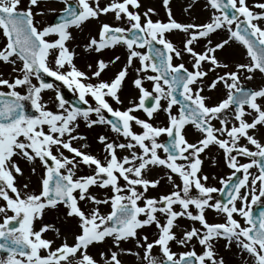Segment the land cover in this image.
I'll return each mask as SVG.
<instances>
[{
  "label": "snow or ice",
  "instance_id": "snow-or-ice-1",
  "mask_svg": "<svg viewBox=\"0 0 264 264\" xmlns=\"http://www.w3.org/2000/svg\"><path fill=\"white\" fill-rule=\"evenodd\" d=\"M21 2L0 0V35L4 38L0 62L18 73L11 80L0 73V86L8 89L0 90V250L6 253L0 256V264H124L121 254L133 255L142 264H225L215 247L221 239L226 250L235 246L246 253L250 257L246 264H264V208L258 216L252 208L264 197V143L256 135L258 126L264 127V104L259 102L264 100V87L251 89L241 81V75L251 80L256 71L264 74V0H254L251 6L247 0H206L205 8L212 9L206 23L177 21L170 0H161L167 18L155 20L153 16L159 15L155 8L139 11L141 0H107L103 5L101 0H62L65 6L58 22L42 27L37 26L41 22L35 16L43 10L33 11L34 7L39 9V0H28L23 8ZM192 7L188 4L184 10ZM107 14L117 23L101 22L98 38L92 36L83 45L86 51L96 53L118 46L125 49L126 62L112 78L103 80L104 70L121 57L98 59L89 75L76 67V53L67 42L73 39L71 28ZM217 30L226 31L227 38L213 43L210 34ZM174 31L183 33L181 47L169 39ZM201 38L206 45L197 51L194 45ZM230 41L244 47L248 60L235 63V70L218 73L229 65L216 52ZM185 55L191 70L182 62ZM137 60L132 85L138 97L126 108H114L108 98L123 104L119 92ZM209 72L216 73L210 80ZM45 74L77 91L79 101L88 107L67 106L69 102L57 89V110L48 108L41 93L54 86L45 80ZM33 78L38 83L34 84ZM93 78L96 83L90 82ZM145 81L151 82V91L144 86ZM219 84L227 95L209 104L210 97L203 92L215 90ZM18 86H25L26 92L17 91ZM25 102L33 112L27 110ZM177 104L179 111L173 113ZM137 110H143L148 119L134 115ZM158 111L166 114L167 126L149 122ZM248 116L252 119H246ZM78 118L89 128L106 125L123 140L99 134L103 159L84 151L86 143L74 146L75 141L87 139L77 131ZM189 124L200 133L194 143L184 133ZM133 125L142 131H134ZM161 134L167 135V143L158 141ZM242 139L247 143L241 144ZM211 145L223 151L227 166L234 169L228 179L220 178L221 188L208 185V176L200 174L201 154ZM118 150L126 154L119 155ZM237 156L248 160L240 163ZM21 162L27 163L34 175L37 167L42 169L36 189H30L28 182H17L18 176H24ZM80 165L90 173L77 175ZM156 167L167 169L164 175L173 190L148 196L149 188L161 183L160 178L148 176ZM253 167L258 174L249 171ZM241 171L242 178L230 183ZM93 186L111 194L99 198L90 190ZM216 192L226 193V197H214ZM80 201L90 203V210L86 212ZM101 205H109L110 211L101 212ZM61 207L71 243L59 227L43 222L47 210ZM208 210L222 216L223 222H209ZM178 218L198 222L200 227H184ZM152 226L156 232L150 240L142 230ZM175 228L180 229V235ZM49 231L61 239L59 245L53 247L55 241L46 237ZM108 241L111 244L99 252V260L88 251L90 246ZM128 241H134L135 247H121ZM193 241L201 246L200 252L190 247ZM172 242L188 250L173 251ZM155 247L160 257L152 254Z\"/></svg>",
  "mask_w": 264,
  "mask_h": 264
},
{
  "label": "rangeland",
  "instance_id": "rangeland-1",
  "mask_svg": "<svg viewBox=\"0 0 264 264\" xmlns=\"http://www.w3.org/2000/svg\"><path fill=\"white\" fill-rule=\"evenodd\" d=\"M107 0H101V5L106 3ZM249 6H251L254 3V0H247ZM28 3V0H22L20 7H25ZM142 7L139 9V11L143 12L146 7H153L156 9V11L159 13L158 16H153V19H166V13L163 8V5L161 3V0H141ZM188 4H192L193 7L189 9L187 12L184 10ZM206 0H170V6L173 12L174 18L179 22L189 23L194 22L196 23H206L211 17L212 9L205 8ZM64 4L62 0H39V9L33 8L34 12L39 11L40 9L43 10L42 15H36L35 20L40 21L41 24H38V27H42L43 25L50 24L53 17L60 13V10L64 8ZM101 22H109V23H117L112 14L107 15H101L99 20L96 19H90L87 22L83 23L80 28H71L70 31L72 32L73 39L69 40L67 42V46L70 50H73L76 55L74 56V63L76 67L89 75H91V71L95 69L96 67V61L98 59H104L105 61L111 60L113 56L119 55L121 57L120 61H118L115 64H110L107 69L104 70L102 73L100 79L108 80L113 77V75L121 68V66L126 62L125 59V49L123 47H116V48H107L102 50L100 53L92 52V51H86L83 47L85 45L89 38L92 36H97L99 26ZM123 24L124 22H119ZM264 23V22H262ZM98 38V36H97ZM182 38L183 33L181 32H172L169 34V39H171L178 47L182 46ZM227 38V33L224 30H217L215 33L210 34V39L213 43H216L222 39ZM4 43V38L2 35H0V46H2ZM206 45L205 39L201 38L194 46L197 51L203 50V48ZM147 49H141V51H146ZM216 55L218 58L228 63L229 67L227 69L220 68L217 70L218 73H223L224 71H231L235 70V63L237 62H247L248 58L245 55V49L244 47L235 41H230L229 45H227L223 50H218L216 52ZM51 62V58H50ZM175 63L181 62L180 60H174ZM185 63V66L188 67L191 70V63L189 62V58L187 55L184 56L183 61ZM92 64L93 68L89 69L88 65ZM19 66V65H18ZM54 66V65H53ZM139 66L138 60L134 62V65L129 68L128 76L123 82L122 88L119 92L120 98L123 101V104L117 105L114 101L111 100L109 97V102L112 103L113 107H120V108H126L129 106V101L134 100L138 97V92L132 85V80L134 79L136 73H135V67ZM11 65L5 64L0 62V73L3 74V78L12 79L18 73H13L11 71ZM205 67H208V65H205ZM66 70V69H65ZM216 73L209 72V75L207 77L208 80L212 79ZM241 81L244 85H248L253 89H258L260 87H264V74H261L259 71H256L253 73V79L248 80L244 78V75H241ZM90 82L96 83V78H93ZM33 83L36 84L38 81L33 78ZM144 86L148 88L149 91H151V82L145 81ZM59 90L58 86H54L52 89H45L42 91V100L44 102H47V107L52 110L56 109V103H55V97H56V91ZM0 90H3L5 92L8 91V89L5 86H0ZM17 91H20L22 94L26 92L25 86H18L16 89ZM77 95L78 92L74 91ZM203 95L206 97H210L208 100L209 104H213L218 102L220 99H223L227 95V90L223 86V84H219L215 90L209 91L207 89L204 90ZM87 99L90 101V103L95 106V102L92 100V98L89 96ZM138 102V101H137ZM260 103L264 104V100H260ZM29 103V102H28ZM162 103L166 104V101H162ZM69 106V105H67ZM173 113H178L179 111V105H173L172 109ZM108 113H105V115ZM134 115L142 118V119H148L146 114L143 112V110H137L133 113ZM92 118H96L95 114H92ZM246 119L251 120L252 117L248 116ZM153 125L158 126H167V116L163 111H158L154 114L153 118L149 121ZM79 128L77 129L78 132L85 135L87 137L86 141H75L74 146L79 147L82 144H87L88 147L84 149V151L90 152L94 155H97L101 159L104 157V152L102 150V146L97 142V136L99 134H104L109 136L112 139H116L118 142L123 140V137H117V134L112 132L110 128L106 125H96L91 128L86 127L85 122L82 118H78ZM216 127H219L218 121H213ZM133 130L140 132L142 129L139 126L133 125ZM184 133L186 135V138L189 140V142H195L198 138H200V133L194 129V127L189 124L185 126ZM256 135L258 138H261V142L264 143V127L258 126V130L256 131ZM159 142H163L165 139H167L166 134H161L160 137L157 138ZM241 144L247 143L246 140L242 139L240 141ZM250 148H253L252 145H248ZM138 150V149H137ZM66 155H71L67 151H65ZM119 155H124L126 152H121L118 150ZM159 154L161 156H164L165 153L163 150H159ZM202 159V165H201V175H207L208 180L207 184L211 186H215L216 188H221L223 185L220 183V178L223 177L224 179H228L229 175L234 171V169H230L227 166V162L225 161L223 151L219 149L215 145L209 146L205 150L204 153L201 154ZM237 159L240 163L247 162V157H241L237 156ZM21 166L24 168V176L23 177H17V182L19 184H23L28 182L30 189H35L32 187L31 184H33V178L35 177L37 179L38 183V175L42 171L40 167H37V174H32L30 171V166L25 163L21 162ZM167 169L163 167H156L151 170L150 173H148L149 178L156 179L160 178L161 183L156 188H149L146 195L148 196H156L158 197L160 194H166L173 190L172 184L167 180L165 177V172ZM253 174H258V170L253 167L250 169ZM90 170L84 166L80 165L79 171L77 172V175H86L89 174ZM176 180V183H180L178 177H174ZM121 183L123 181L121 180ZM94 194H96L99 198H104L105 193L108 195L111 194L110 190L108 189H101L98 187L93 186L90 189ZM244 191V189H242ZM193 194H195V189H193ZM214 197L219 198V192L212 194ZM250 199V197H249ZM0 203H3V201H0ZM239 203V202H238ZM262 205L264 204V197H261L260 201L256 204L252 205V208H254L256 205ZM80 206L87 212L90 210L92 205L90 203H86L85 201H80ZM100 210L103 213H107L110 211L109 205H101ZM176 210H179V206H176ZM191 210L195 211L194 208ZM64 209L61 207L59 210H52L49 209L45 212V215L43 217L44 223H52L56 227H59L61 229V232L64 235H67L69 243L72 242V235L71 231L67 227L68 222L64 220ZM11 214V213H9ZM206 217L209 222H223L222 216H217L213 211L208 210L206 212ZM161 219H163L161 217ZM236 219L241 220V223H243V220L240 216H236ZM178 222L180 225L190 228L192 226H195L197 228L200 227L198 222L191 221L187 218H178ZM37 223H40L39 221ZM174 231H176L177 235H180V229L175 228ZM155 226L152 227H146L142 230V234H147L149 239L155 238ZM46 237L49 239H53L55 241L53 247L59 245L61 243V239L56 238V234L52 231H49L46 233ZM225 241L223 239L215 242V247L220 256L224 257L225 264H246V261H250V257H247L246 253H241L239 249L235 248V246L232 247L231 250H226L224 248ZM111 244V241H108L106 244H96L94 246H90L89 252L92 254L97 260L100 259L99 252L106 250L108 246ZM121 247L123 248H134L135 244L134 241H128L123 242ZM171 247L173 251L180 252V251H186L188 250L182 245H178L175 242L171 243ZM190 247H195L197 252H200L202 250L201 246L193 241V244L190 245ZM141 251V255L142 250ZM152 254L154 256L160 257L159 248L155 247L153 249ZM122 261L124 264H142L140 260L137 259V257L133 255L128 254H121Z\"/></svg>",
  "mask_w": 264,
  "mask_h": 264
},
{
  "label": "water",
  "instance_id": "water-1",
  "mask_svg": "<svg viewBox=\"0 0 264 264\" xmlns=\"http://www.w3.org/2000/svg\"><path fill=\"white\" fill-rule=\"evenodd\" d=\"M58 18H59V15H57L55 18H54V23L58 22ZM45 80L47 82H51L52 84L53 83H57V84H60L59 81L55 80L54 77H48L44 76ZM62 90H61V95L65 98L66 101H68L70 103L71 106H78V107H81V108H86L88 107V105H85L83 104L81 101H79V98L77 96L74 95V93L71 91V89L67 86V85H64L62 84ZM248 87V86H247ZM250 88V87H248ZM177 97L178 99H180L179 97V94L177 93ZM26 103V108L29 112H33V110L30 108V104H28L27 102ZM150 106V104L148 105ZM111 119H114L113 117H109ZM167 143V142H166ZM241 172H239L238 174H236L233 179L230 181V183H234L236 182L237 180L241 179ZM226 197V193H221V198H225ZM261 208H264V205H259L255 208V210H253V215L254 216H258L259 215V211ZM0 254L2 255H6V253L3 251V250H0Z\"/></svg>",
  "mask_w": 264,
  "mask_h": 264
},
{
  "label": "bare ground",
  "instance_id": "bare-ground-1",
  "mask_svg": "<svg viewBox=\"0 0 264 264\" xmlns=\"http://www.w3.org/2000/svg\"><path fill=\"white\" fill-rule=\"evenodd\" d=\"M31 185H32L33 188H35V189L37 188L38 183H37V179L35 177L33 178V184H31Z\"/></svg>",
  "mask_w": 264,
  "mask_h": 264
}]
</instances>
